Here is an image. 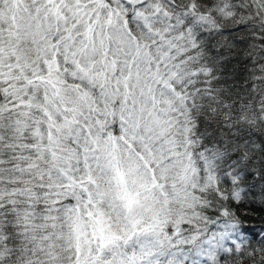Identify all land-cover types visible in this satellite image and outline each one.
<instances>
[{
	"label": "snow or ice",
	"instance_id": "snow-or-ice-1",
	"mask_svg": "<svg viewBox=\"0 0 264 264\" xmlns=\"http://www.w3.org/2000/svg\"><path fill=\"white\" fill-rule=\"evenodd\" d=\"M0 264H264V0H0Z\"/></svg>",
	"mask_w": 264,
	"mask_h": 264
}]
</instances>
